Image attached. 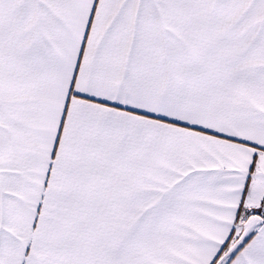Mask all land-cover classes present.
I'll return each mask as SVG.
<instances>
[{
	"label": "snow or ice",
	"instance_id": "1",
	"mask_svg": "<svg viewBox=\"0 0 264 264\" xmlns=\"http://www.w3.org/2000/svg\"><path fill=\"white\" fill-rule=\"evenodd\" d=\"M0 264H264V0H0Z\"/></svg>",
	"mask_w": 264,
	"mask_h": 264
}]
</instances>
